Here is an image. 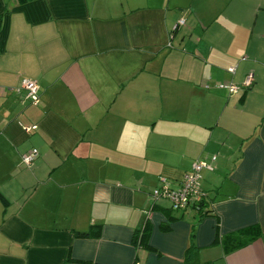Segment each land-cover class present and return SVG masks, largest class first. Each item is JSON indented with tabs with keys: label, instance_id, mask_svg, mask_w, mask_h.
<instances>
[{
	"label": "crops",
	"instance_id": "0c3cea01",
	"mask_svg": "<svg viewBox=\"0 0 264 264\" xmlns=\"http://www.w3.org/2000/svg\"><path fill=\"white\" fill-rule=\"evenodd\" d=\"M211 156L209 214L151 197ZM193 224L264 264V0H0V264H184Z\"/></svg>",
	"mask_w": 264,
	"mask_h": 264
},
{
	"label": "built area",
	"instance_id": "2783aa9c",
	"mask_svg": "<svg viewBox=\"0 0 264 264\" xmlns=\"http://www.w3.org/2000/svg\"><path fill=\"white\" fill-rule=\"evenodd\" d=\"M179 23H183L180 20ZM230 71L234 68L230 67ZM252 84V75L249 74L242 83V86L249 87ZM20 87L26 92V98L31 104H37L39 101V92L37 83L29 78L20 80ZM218 88H224L229 93H235L238 86L233 83H218ZM30 128V127H29ZM27 128V130H29ZM38 156L36 148H31L21 155V165L30 167L34 159ZM216 161V156H211L208 159H196L191 164L189 172L184 174L176 187L171 186V182L166 178H159L157 185L151 191L153 199H165L169 202L172 210L182 211L186 209H199L206 198L205 192L200 187L199 179L200 172L203 169H213V164Z\"/></svg>",
	"mask_w": 264,
	"mask_h": 264
},
{
	"label": "trees",
	"instance_id": "16d2710c",
	"mask_svg": "<svg viewBox=\"0 0 264 264\" xmlns=\"http://www.w3.org/2000/svg\"><path fill=\"white\" fill-rule=\"evenodd\" d=\"M208 205H209V201L205 198V200L202 203L201 208L195 209L198 211L200 217L203 215L209 214V212L211 210L209 209ZM194 227H195V224L192 225L191 230H190V245L188 246L187 251H186V257H185V263L184 264H196V262H197V253H196L194 245L191 243V239H192L193 234H194ZM247 231H249V230L243 229V230L238 231L236 233L228 234L224 238L226 241H228L229 239L231 240L233 238H238V237H241L240 235L247 233ZM88 234L89 233H85V235H88ZM82 235H84V233ZM253 236H249L245 239L242 238V241L240 243H236V245L231 249L237 248L238 246H242V245L248 243L253 238Z\"/></svg>",
	"mask_w": 264,
	"mask_h": 264
}]
</instances>
